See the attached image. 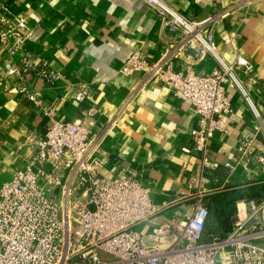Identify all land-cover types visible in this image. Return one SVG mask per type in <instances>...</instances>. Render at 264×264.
<instances>
[{
  "label": "crops",
  "instance_id": "1",
  "mask_svg": "<svg viewBox=\"0 0 264 264\" xmlns=\"http://www.w3.org/2000/svg\"><path fill=\"white\" fill-rule=\"evenodd\" d=\"M1 2L11 13L27 15L31 35L23 52L11 55L0 47V185L25 166L32 153L27 137H45L55 119L80 124L92 133L107 129L103 175L114 178L122 169L138 171L158 210L138 227L149 241L152 227L189 215L201 191L211 215L205 241L231 231L240 201H264V165L241 160L237 150L241 135L247 134L254 139V151L264 155L260 129L264 122V0H165L192 20L225 12L214 26L216 48L229 63L243 58L253 65L251 74L239 72L238 76L262 120L240 91L229 88L232 111L223 117L228 131H218L210 140L209 166L193 150L191 130L196 118L186 98L153 79L124 106L142 74L127 76L123 66L135 52L150 62L158 60L170 40L156 10L144 0ZM26 51L61 78L51 81L34 72L21 74L20 61ZM186 63L185 57H177L174 66L181 70ZM190 64L203 74L216 66L213 59L192 58ZM24 87L36 94L41 105L27 99ZM83 87L88 88V96L74 100ZM49 109L54 110L52 117L45 112ZM184 147L192 151L184 152ZM214 205L221 210L218 218L212 213ZM175 240L176 235L167 236L160 245L166 248Z\"/></svg>",
  "mask_w": 264,
  "mask_h": 264
},
{
  "label": "built area",
  "instance_id": "2",
  "mask_svg": "<svg viewBox=\"0 0 264 264\" xmlns=\"http://www.w3.org/2000/svg\"><path fill=\"white\" fill-rule=\"evenodd\" d=\"M144 1L156 10L170 40L158 60L150 62L135 52L123 66L127 76L142 74L124 106L153 79L186 98L196 118L191 130L193 150L209 166L210 140L216 132L228 131L223 117L232 111L229 88L240 91L262 120L238 76L239 72L251 74L253 65L243 58L229 63L216 48L214 26L225 12L197 21L181 15L165 0ZM30 35L27 15L11 13L0 0V47L11 55L23 52ZM177 57L189 62L181 70L174 66ZM192 58L213 59L216 66L203 74L190 64ZM20 72H34L51 81L61 78L27 51ZM22 92L41 105L35 93L26 87ZM88 94L83 87L73 99L82 101ZM53 111L45 112L52 117ZM260 129L264 135L263 121ZM106 133L107 129L92 133L80 124L52 119L45 137H27L32 153L25 166L0 185V264H264V201H240L231 231L205 241L210 210L201 191L189 215L152 227L149 241L138 227L158 212L151 191L137 170L122 169L114 178L103 175L108 159L102 151ZM253 143L251 136L241 135L240 159L264 165V155L254 151ZM225 166L233 170L230 164ZM171 235H176L174 243L162 247L161 239Z\"/></svg>",
  "mask_w": 264,
  "mask_h": 264
},
{
  "label": "trees",
  "instance_id": "3",
  "mask_svg": "<svg viewBox=\"0 0 264 264\" xmlns=\"http://www.w3.org/2000/svg\"><path fill=\"white\" fill-rule=\"evenodd\" d=\"M217 208H218V207L214 205V209H213V211H212L214 217H216V218H218L219 215L221 214V210H220V209H217ZM210 217H211V215H210Z\"/></svg>",
  "mask_w": 264,
  "mask_h": 264
}]
</instances>
